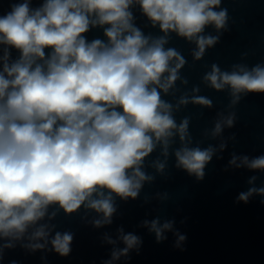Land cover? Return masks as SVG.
<instances>
[{"label":"clouds","instance_id":"1","mask_svg":"<svg viewBox=\"0 0 264 264\" xmlns=\"http://www.w3.org/2000/svg\"><path fill=\"white\" fill-rule=\"evenodd\" d=\"M220 2L138 0L153 26L159 24L165 33L155 39L131 23L133 0H45L35 9L28 0L10 3V10L0 15V43L21 55L10 64L6 50L0 72V235L19 239L45 217L50 204L73 213L87 201V208L103 214L96 226L111 223V194L137 196L142 182L151 179L140 169L143 159L157 143L166 153L174 134L182 142L188 135V120L178 126L172 106L158 91L172 87L186 62L175 49L164 48L167 34L195 41L194 56L200 59L217 41L199 35L205 26H225L226 10L214 11ZM90 25H109L104 28L107 42H87L82 34ZM46 48L52 49L47 57ZM237 68L221 72L213 64L204 79L217 90L230 86L237 99L241 92H264V67ZM193 102L211 105L206 97H194ZM232 122L226 120L228 126ZM220 131L217 123L213 134ZM213 152L211 147L182 146L175 152L177 166L202 179ZM243 163L264 169V156L250 162L244 157ZM254 192L264 194V188H252L239 198L247 201ZM158 223L152 221L151 229L159 240L171 223ZM46 227L39 226L34 237H46ZM122 239L127 247L114 251V259L138 243L131 233ZM71 241V234L57 232L52 244L67 255Z\"/></svg>","mask_w":264,"mask_h":264}]
</instances>
